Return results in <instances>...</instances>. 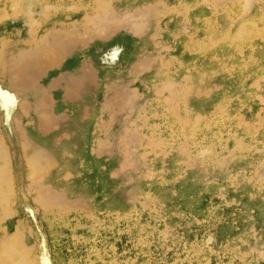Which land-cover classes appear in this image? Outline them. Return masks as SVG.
Segmentation results:
<instances>
[{
	"label": "rangeland",
	"instance_id": "rangeland-1",
	"mask_svg": "<svg viewBox=\"0 0 264 264\" xmlns=\"http://www.w3.org/2000/svg\"><path fill=\"white\" fill-rule=\"evenodd\" d=\"M0 92V256L264 264V0H0Z\"/></svg>",
	"mask_w": 264,
	"mask_h": 264
},
{
	"label": "bare ground",
	"instance_id": "bare-ground-1",
	"mask_svg": "<svg viewBox=\"0 0 264 264\" xmlns=\"http://www.w3.org/2000/svg\"><path fill=\"white\" fill-rule=\"evenodd\" d=\"M244 24V23H243ZM256 24V23H255ZM252 25V24H251ZM242 27V25L240 26ZM244 27V26H243ZM0 97L4 102L10 103L11 97L6 93L0 92ZM14 235V234H13ZM19 236V235H18ZM16 237V234H15ZM11 239V237H10ZM20 239V237H18ZM19 244V242H18ZM2 249V255L0 256V264H29L32 259L30 257L29 251L25 247H22V253L21 256L18 255V252L16 250L15 244L11 243V245L6 246ZM1 247V246H0Z\"/></svg>",
	"mask_w": 264,
	"mask_h": 264
}]
</instances>
